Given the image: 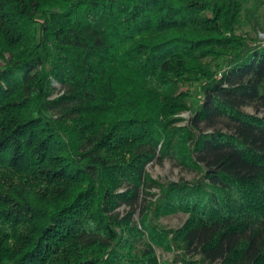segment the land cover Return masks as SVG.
<instances>
[{
    "label": "trees",
    "instance_id": "obj_1",
    "mask_svg": "<svg viewBox=\"0 0 264 264\" xmlns=\"http://www.w3.org/2000/svg\"><path fill=\"white\" fill-rule=\"evenodd\" d=\"M262 34L264 0H0V264H264Z\"/></svg>",
    "mask_w": 264,
    "mask_h": 264
},
{
    "label": "rangeland",
    "instance_id": "obj_2",
    "mask_svg": "<svg viewBox=\"0 0 264 264\" xmlns=\"http://www.w3.org/2000/svg\"><path fill=\"white\" fill-rule=\"evenodd\" d=\"M182 116L187 117V113H183ZM147 170L154 178H158L161 181L178 180L180 177L190 179L192 176H194L193 174L180 169L179 167L175 166L172 162L167 160L163 161L162 163L149 164ZM184 219H185L184 215L174 214V215H170L169 217L167 216L162 218L161 223L168 227H177L184 221ZM158 254L161 256L162 259H165L169 262L171 261L172 264H183L180 261L177 262L174 261L173 253H164L158 251Z\"/></svg>",
    "mask_w": 264,
    "mask_h": 264
}]
</instances>
